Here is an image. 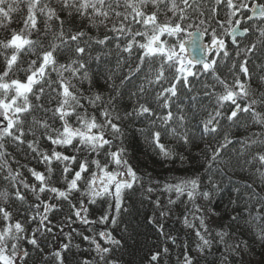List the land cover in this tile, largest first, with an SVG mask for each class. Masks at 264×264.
I'll use <instances>...</instances> for the list:
<instances>
[{
	"label": "snow or ice",
	"instance_id": "snow-or-ice-1",
	"mask_svg": "<svg viewBox=\"0 0 264 264\" xmlns=\"http://www.w3.org/2000/svg\"><path fill=\"white\" fill-rule=\"evenodd\" d=\"M210 3L205 11V0H0V27L7 29L14 15L23 13L21 27L0 39V264H125L127 242L136 232L129 231L128 217L137 194L141 205L151 207L146 224L182 249L178 264H236L246 243L233 241L223 228L214 231L206 221L221 215L211 205L222 191L221 180L242 162L255 169L260 191L254 184L243 185V193L236 187L227 206L233 213L230 221L246 224L264 240V64L249 67L257 52L264 51V4ZM218 9L225 19H217ZM101 29L102 35L92 34ZM197 34L204 59L194 61L183 55L184 36L194 42ZM162 37L177 40L169 43ZM241 38L248 41L243 46ZM112 45L116 61L104 68L111 89L105 97L94 90L91 65L101 64L103 49L110 56ZM134 51L140 52L135 61ZM220 64L228 65L224 78L217 74ZM209 73L213 83L202 87L211 107L204 109L197 137L190 127L192 114L199 111L193 81ZM137 74L142 82L130 93L136 103L121 114L117 101ZM217 85L222 91H215ZM182 92L194 93L191 114L179 103ZM141 117L148 128L137 132L151 150L153 164L172 165L163 181L154 170H137L129 161L124 122ZM238 125H255L260 131L235 141L240 149L226 158L225 150L234 143L227 129ZM164 137L175 139L178 147L163 143ZM205 137L215 144H205L197 154L204 159L203 173L172 175L188 172L184 165L196 159L192 149ZM10 147L44 171L22 164ZM14 203L19 219L9 210ZM172 216L190 231L182 237L166 233L164 221ZM117 229L120 239L113 235ZM73 234L87 246L74 245ZM49 237L66 242L45 253L43 241ZM169 255L165 246L151 255L150 264H163Z\"/></svg>",
	"mask_w": 264,
	"mask_h": 264
},
{
	"label": "trees",
	"instance_id": "trees-1",
	"mask_svg": "<svg viewBox=\"0 0 264 264\" xmlns=\"http://www.w3.org/2000/svg\"><path fill=\"white\" fill-rule=\"evenodd\" d=\"M257 0H253V3H256ZM259 3L264 4V0H258ZM54 4V0H53ZM55 6V5H54ZM211 6L210 0H205V11H207V8ZM23 15V13H19L14 15L13 22L8 25L7 29L0 27V39H3L8 32L11 29H19L21 27V24L18 22L19 16ZM65 13H61V16H65ZM171 15V13H169ZM163 18V17H161ZM217 19L223 20L225 19L224 12L220 11L218 9V16ZM251 23V22H250ZM42 27V25H41ZM135 27L139 28V25H136ZM190 31H195V29H190ZM93 35H102L103 29L100 30V33H96L94 30L92 31ZM35 38V36H33ZM252 34H249V39H252ZM140 39V38H138ZM162 39H167L169 43H175L177 40V37H162ZM185 43L188 41L187 36H184ZM248 41H244L242 39V44L246 43ZM225 43L228 46V49L230 51L233 50L234 46L231 44V40L229 38H225ZM259 47V46H258ZM109 49H103L101 50V64L98 66L95 61L92 62V69L95 73V88L94 90L102 92L105 97L111 92V89L107 88V85L105 84V80L103 78L104 68L105 66H112L115 64L116 61V54H115V47L112 45L111 52L112 54L110 56H105L104 53L108 52ZM96 52H93V55H95ZM127 56V54H123ZM140 55V52L134 51V55L132 57V60L135 61L137 56ZM185 56V53L183 54ZM34 58V57H32ZM2 59V58H0ZM264 64V51H259L256 54V57L251 61L249 67L252 68L253 65H259ZM126 67V66H125ZM199 67V65H197ZM227 64H220V66L217 69V74L224 78L225 76H228L229 73L227 72ZM99 68V71L97 72V69ZM195 71V69H193ZM255 71L259 72V69H256ZM22 75V74H21ZM55 74H53L54 76ZM139 75L137 74V77L133 78L132 82H129L125 89H122V97L118 99L117 101V108L120 111L121 114H123L125 111H130L133 107V105L136 103V97H131L130 93L132 91H135L136 85L141 83L142 81L139 79ZM192 79L191 77L189 78ZM119 81L117 80V83ZM194 83V93H198V100L196 101L197 108L199 111L192 114V118L190 119V127L191 131L198 137L200 135L199 132V121L206 117L207 112L204 110L205 108L211 107L209 105V97L204 96V89L202 87L203 83L212 84L213 78L211 76V73L202 75L199 82ZM84 87H87V85H84ZM253 87H257L256 83H253ZM208 91H211L212 89H207ZM215 91L219 92L222 91V89L219 87V85L216 86ZM194 93H181V100L180 104L185 107V110L188 113H192L191 105L193 104V101L191 100V96ZM187 97V99H185ZM149 100H151V96H149ZM53 102V106H54ZM153 107H155L154 104H152ZM89 111H94L92 109H89ZM166 111V110H165ZM39 115L43 116V113H40ZM50 115V113L48 114ZM154 118V117H153ZM74 119V118H73ZM125 134L127 139L125 140V147L127 148V155L129 158L130 163L133 164L137 170H143L145 167L148 168L149 171L154 170V175L161 181H163L166 177L170 176L169 169L172 167L171 164L165 165L161 167L159 164H153V157L151 155V150L149 149L148 145L144 141V137L140 135L137 132V129L140 128H148V124L146 121H144V118L141 117L139 120L136 121H125ZM222 123L226 124V121H222ZM243 123V122H242ZM56 126H59V121H57ZM231 133V138L233 139L234 143L229 145L226 151V158L228 156L234 155L237 150L240 149V144L235 143L237 140H243L246 136H249L252 132H258L260 131L258 126L251 125L247 128L242 126H236L231 129H227ZM31 137H29L30 139ZM220 141L222 142V135L219 137ZM162 142L165 143L168 146L178 147L176 145L175 139L171 137H164L162 138ZM117 144H119V141H116ZM198 147H195L192 149V156L196 157L195 160L189 159L188 162L184 165L185 168L188 169V172L185 173L184 171H180L177 173H174L172 175L176 176H185V175H191L192 171H199L201 174L204 171V159L201 156H197V154L200 152V149L205 146V144L212 143L213 146L215 144L214 141H211L210 138L205 137L202 140H197ZM42 147L47 148L49 147L48 144L42 143ZM59 151H64L63 149H58ZM9 151H12L16 158L22 163V164H28L29 167L36 168L38 171L43 172L44 167L37 163L36 160L33 159H25L24 153L22 152H16L15 149L9 148ZM71 154V153H66ZM187 155V153H185ZM15 168L16 165H13ZM175 167L180 168L179 161H177ZM21 171L24 173V177L27 179L29 183L34 182L33 178L30 176V174L27 172V169H21ZM255 169L252 166L249 165H243L241 167H237L234 172H230L225 176L222 180L220 177H217L218 180H221V188L222 191L219 192L216 197L214 198V201L211 205L212 209H214L216 212L220 213V216L215 217V222L212 226L209 225L211 229L214 231L220 228H223L224 230L229 231L232 233L231 239L233 241H243L246 243L247 248L240 253L239 256L235 258L236 264H241V260L243 264H264V240H261L258 238L256 233L249 228L246 224L241 223L239 225L231 223L230 216L233 214L232 210L228 208V203L230 198H235V192L234 189L236 187H239L241 189V192L243 193V185L245 184H254L257 187V191H260V182L258 178L254 175ZM206 183V180H205ZM62 187V185H58ZM261 195H264V193H261ZM43 198H46L43 197ZM141 197L139 194H137V197L135 198V206L132 209V216L128 217V220L130 221L131 227L129 231L131 232L132 229H136V232L134 235V240H128L127 242V248L125 250V254L123 255V261L125 264H150V257L153 253L162 250L163 247L167 246L170 249V255L163 260V264H178L177 262V256L182 252V249H178L176 245H172L169 240H166L164 236L159 235L156 231L154 226L148 225L145 222V217L150 216L151 213V207L145 202V204H140ZM28 200L32 201L33 198L31 195L28 196ZM19 207L18 203L12 204L10 211L14 212V215L16 218H21L20 214L15 211V209ZM26 207V206H25ZM241 207H243V201H241ZM98 214V213H97ZM165 225V232L169 233L173 236H181L184 232H188L190 230L185 229L183 225L176 220L175 216L166 218L164 221ZM35 225H29V229L34 227ZM73 227H78L77 225H74ZM123 225H121V228ZM67 231V229H66ZM87 235H90V233H85ZM75 237V234H73ZM113 235L117 238H121V232L119 229L113 231ZM66 242L63 237L55 238V237H49V239L44 240L43 243L46 245L44 248V252L48 253L53 248H58V246L61 243ZM190 242L192 247L195 245V237L194 233L191 234ZM80 243L82 247H86V243L83 242L79 237H75L73 240V244ZM26 247H31L29 245H25ZM241 247H244V244H241ZM215 251V250H214ZM195 255V253H192ZM216 256H219V251L215 252ZM34 258H36L34 256ZM212 257H209V260H211Z\"/></svg>",
	"mask_w": 264,
	"mask_h": 264
},
{
	"label": "water",
	"instance_id": "water-1",
	"mask_svg": "<svg viewBox=\"0 0 264 264\" xmlns=\"http://www.w3.org/2000/svg\"><path fill=\"white\" fill-rule=\"evenodd\" d=\"M185 48L189 59L194 61L204 59V55L201 52V40L198 34L195 36L194 42L188 41L185 44Z\"/></svg>",
	"mask_w": 264,
	"mask_h": 264
},
{
	"label": "rangeland",
	"instance_id": "rangeland-1",
	"mask_svg": "<svg viewBox=\"0 0 264 264\" xmlns=\"http://www.w3.org/2000/svg\"><path fill=\"white\" fill-rule=\"evenodd\" d=\"M185 56H186V52H185ZM210 226H212L215 222V217L212 218L211 221H206ZM242 254V253H241Z\"/></svg>",
	"mask_w": 264,
	"mask_h": 264
}]
</instances>
